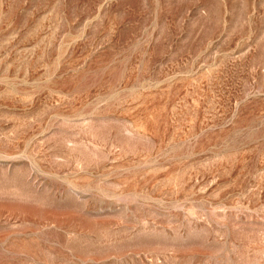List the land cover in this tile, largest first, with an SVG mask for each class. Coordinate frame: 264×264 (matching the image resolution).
Wrapping results in <instances>:
<instances>
[{
	"label": "rangeland",
	"instance_id": "1",
	"mask_svg": "<svg viewBox=\"0 0 264 264\" xmlns=\"http://www.w3.org/2000/svg\"><path fill=\"white\" fill-rule=\"evenodd\" d=\"M0 264H264V0H0Z\"/></svg>",
	"mask_w": 264,
	"mask_h": 264
}]
</instances>
